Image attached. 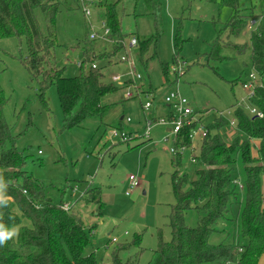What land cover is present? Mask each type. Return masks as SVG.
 <instances>
[{
  "label": "rangeland",
  "instance_id": "1",
  "mask_svg": "<svg viewBox=\"0 0 264 264\" xmlns=\"http://www.w3.org/2000/svg\"><path fill=\"white\" fill-rule=\"evenodd\" d=\"M79 1V8H62L56 15L54 54L65 74L75 76L81 70L84 47L91 50L90 55L96 53L93 61L101 67L105 81L119 86L114 94L102 99L104 105H110L105 116L88 118L80 126L66 128L57 87L52 85L45 92V101L40 97L39 81L30 76L23 63L28 53L27 39L16 35L0 37V87L7 99L4 115L12 133L18 136V150L26 156L24 169L44 185L53 203L71 207L89 186L100 190L106 209L103 216L93 213V204L87 206L81 201L77 206L88 226L94 227L91 246L98 264H113V247L132 242L137 235H141V247L132 245L120 251V258L127 260L139 254L138 264H152L159 236L171 239L169 215L176 204L171 152L174 134L168 131L173 128V107L165 102V97L179 91L204 126L219 117L220 112L242 102L248 93L243 81H248L254 71L248 47L251 31L247 27L239 35L230 33L229 21L238 11L222 4V0H162V11L157 15L158 31L154 16L145 11L144 0H120L126 46L114 56L112 41L89 40L93 29L102 32L104 11L96 3L91 4L92 0ZM256 1L240 0L239 12L248 13L254 4L258 5ZM86 8L91 10V16L85 14ZM253 10L259 8L255 6ZM153 34L156 39L149 42L142 59L139 46L128 48L133 37L148 39ZM218 42L222 46L214 60ZM244 44H248L246 49L239 51ZM175 55L180 58L177 64ZM124 56L134 62L136 73L141 76H134L130 86L123 85L131 77V65L122 61ZM106 57H112L110 63ZM181 63V70L185 71L173 82L174 69ZM90 64H85V70H89ZM164 64L169 67L172 81L166 79ZM115 75L122 80L114 81ZM128 91L133 93L130 98L126 97ZM148 101L152 106L146 108ZM112 128L126 132L128 140L111 136ZM219 132L228 141L242 135L230 124ZM201 140H193V147L184 151L183 168L191 178L196 177L193 155L199 152ZM234 172L241 186L240 158ZM130 175H135L141 185L127 195ZM189 187L186 184L184 189ZM241 205L233 207L236 217ZM186 219L195 226L197 213L190 210ZM22 223L31 225L29 220ZM18 230L16 226L10 231L18 235ZM237 232L234 225L231 233L232 237L236 235V241ZM222 238L215 233L212 242L219 243Z\"/></svg>",
  "mask_w": 264,
  "mask_h": 264
},
{
  "label": "trees",
  "instance_id": "2",
  "mask_svg": "<svg viewBox=\"0 0 264 264\" xmlns=\"http://www.w3.org/2000/svg\"><path fill=\"white\" fill-rule=\"evenodd\" d=\"M119 2H96L111 29L109 38L113 40L114 56L126 46ZM144 2L145 11L154 16L158 31L157 15L162 11V0ZM234 2L237 5H233ZM257 2L258 5L254 4L246 13L239 12L240 0L221 1L238 11L229 21L233 35L244 31L250 19L261 18L256 28L250 30L249 46L244 44L239 51L243 52L247 46L250 48L252 67L261 77V84L249 102L264 112V0ZM255 6L259 8L256 12ZM79 7V0H0V37L16 35L27 39L28 53L23 63L30 76L39 81V95L44 101L45 92L52 85L57 87L66 128L80 126L88 118H103L110 105H104L102 99L119 89L118 85L105 81L101 67L93 61L96 53L90 55L87 45L79 74L67 76L65 68L57 65L54 54L56 15L62 8ZM152 37H136L140 58L149 42L156 39L154 34ZM221 46L219 42L215 45L214 60ZM106 58L110 63L112 57ZM174 61L177 64L180 58L175 55ZM87 62H91L89 70L84 68ZM163 69L166 79L172 81L168 65L164 64ZM184 71H174L173 82ZM6 102L0 87V229L10 231L18 226L19 230L17 238L0 245V264H98L95 248L91 246L94 227L88 226L77 206L81 201L87 206L93 204L96 208L93 213L103 216L106 209L100 190L89 186L68 209H64L63 203H53L44 185L24 169L26 156L18 150V136L12 133L4 115ZM230 109L235 128L242 135L228 141L219 132L221 127L230 124L227 114L205 126L207 135L200 142L199 152L193 155L197 167L195 178L183 168L184 152L180 148L193 147L190 132L201 123L200 118L174 136L177 151L172 159L175 166L172 185L176 204L169 215L171 239H166L163 234L159 236L152 264H257L264 251V117L250 115L238 104ZM238 158L242 163L241 186L234 172ZM186 184L190 185L187 190L184 189ZM238 203L242 205L236 217L233 207ZM190 210L197 213L195 226L187 223ZM24 220H29L31 225L23 224ZM234 225L238 227L237 241L236 235L232 237L231 233ZM215 233L222 235L221 242H212ZM132 245L141 247V235L132 242L117 243L113 247V264H138L139 254L127 260L120 258V251Z\"/></svg>",
  "mask_w": 264,
  "mask_h": 264
},
{
  "label": "built area",
  "instance_id": "3",
  "mask_svg": "<svg viewBox=\"0 0 264 264\" xmlns=\"http://www.w3.org/2000/svg\"><path fill=\"white\" fill-rule=\"evenodd\" d=\"M83 1V0H82ZM98 0H92V3H96ZM84 12L87 16H91V10L89 8L84 9ZM261 19V18H260ZM258 18H252L250 19L248 23V29L249 30H254L259 23ZM102 26V32L99 33L95 31L93 28V31L90 33L89 38L91 40H97V39H108L109 41H112L109 38V35L111 34V29L107 26L105 20H102L101 22ZM138 46V39L136 37H133L130 41V44L128 48H133ZM122 61H129V64L131 65V71L128 79H126L123 82L124 86H130L131 83L134 82V76L137 78H140V74L136 73V67L133 61L129 60V58L124 56L122 58ZM95 66V65H94ZM184 65L181 63L178 68H175L174 71L176 70H181ZM114 81H120L122 80V77L120 75H115L113 76ZM261 77L253 71L252 73L249 74V80L244 81L243 87L248 90L247 97L242 100V102H239V106H243L246 108V110L249 112L250 115L256 116L258 118H263L264 117V112L259 109L258 107L250 104L249 100L252 96L255 94L256 87L261 84ZM133 96V93L127 92L126 97L130 98ZM165 102L168 103L170 106L173 107L172 111V125L173 128L170 129L174 136L185 126L192 125L194 122L197 121V117L194 115V112L192 110V107L188 101L187 98L183 97L179 91L175 92H170L166 97H165ZM152 106V103L148 101L145 105L146 108H149ZM229 115L230 116V125L231 126H236L235 125V119L231 118L232 110L229 109L226 112H220V115ZM130 120V118H128ZM197 123V122H196ZM149 127H151V123H149ZM207 135V129L204 125L196 124L194 127H192L191 132H190V138L192 140H195L197 138L203 139ZM111 136L113 137H121L123 140H128V134L124 131H120L119 129L112 128L111 130ZM187 148L185 146H182L180 150L184 152ZM177 150L173 147L171 148V152L174 154ZM41 152V151H40ZM141 185L140 180L135 176V175H130L129 176V188L126 192L127 195L131 194L135 189L139 188ZM69 207L67 205H64V209H68ZM113 242L117 241V238L114 237Z\"/></svg>",
  "mask_w": 264,
  "mask_h": 264
},
{
  "label": "clouds",
  "instance_id": "4",
  "mask_svg": "<svg viewBox=\"0 0 264 264\" xmlns=\"http://www.w3.org/2000/svg\"><path fill=\"white\" fill-rule=\"evenodd\" d=\"M17 235L16 231H6L0 229V245H5L7 241Z\"/></svg>",
  "mask_w": 264,
  "mask_h": 264
},
{
  "label": "water",
  "instance_id": "5",
  "mask_svg": "<svg viewBox=\"0 0 264 264\" xmlns=\"http://www.w3.org/2000/svg\"><path fill=\"white\" fill-rule=\"evenodd\" d=\"M257 264H264V251L262 252V254L260 255Z\"/></svg>",
  "mask_w": 264,
  "mask_h": 264
},
{
  "label": "crops",
  "instance_id": "6",
  "mask_svg": "<svg viewBox=\"0 0 264 264\" xmlns=\"http://www.w3.org/2000/svg\"><path fill=\"white\" fill-rule=\"evenodd\" d=\"M122 118V117H121ZM168 131H170V129L168 128Z\"/></svg>",
  "mask_w": 264,
  "mask_h": 264
}]
</instances>
